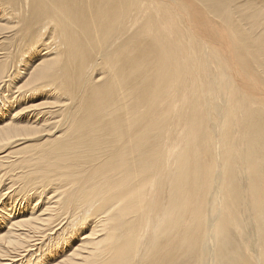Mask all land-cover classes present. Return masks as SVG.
<instances>
[{"label":"bare ground","instance_id":"6f19581e","mask_svg":"<svg viewBox=\"0 0 264 264\" xmlns=\"http://www.w3.org/2000/svg\"><path fill=\"white\" fill-rule=\"evenodd\" d=\"M0 264H264V0H0Z\"/></svg>","mask_w":264,"mask_h":264},{"label":"rangeland","instance_id":"374dc122","mask_svg":"<svg viewBox=\"0 0 264 264\" xmlns=\"http://www.w3.org/2000/svg\"><path fill=\"white\" fill-rule=\"evenodd\" d=\"M4 45H8V43H4ZM20 82H22V80H20ZM45 100H46V98H45V96H43V97H40V98H38V99H32V101L31 102H29V104H31V103H35V104H37V103H40V102H45ZM25 143H29V144H31L32 143V141H27V142H25ZM24 144V143H23ZM23 144H20L19 146H22ZM25 145H27V144H25ZM24 146V145H23ZM17 148V147H16ZM6 183H8V182H6ZM4 200V199H3ZM19 201V198H18V200L16 201V203ZM18 204V203H17ZM20 204V203H19Z\"/></svg>","mask_w":264,"mask_h":264}]
</instances>
